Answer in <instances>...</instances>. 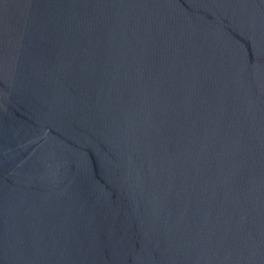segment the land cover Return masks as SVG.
Instances as JSON below:
<instances>
[{
	"label": "water",
	"instance_id": "95a60500",
	"mask_svg": "<svg viewBox=\"0 0 264 264\" xmlns=\"http://www.w3.org/2000/svg\"><path fill=\"white\" fill-rule=\"evenodd\" d=\"M0 264H264V0H0Z\"/></svg>",
	"mask_w": 264,
	"mask_h": 264
}]
</instances>
